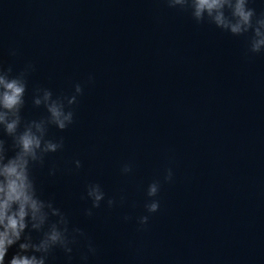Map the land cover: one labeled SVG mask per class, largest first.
Returning <instances> with one entry per match:
<instances>
[{
  "label": "water",
  "instance_id": "95a60500",
  "mask_svg": "<svg viewBox=\"0 0 264 264\" xmlns=\"http://www.w3.org/2000/svg\"><path fill=\"white\" fill-rule=\"evenodd\" d=\"M250 6L264 11V0ZM246 47L164 0H0V60L14 72L35 64L24 117L46 114L33 86L84 85L74 124L49 130L64 149L34 174L96 245L89 264H264V54ZM169 167L173 182L140 231L147 186ZM90 182L125 203L85 216Z\"/></svg>",
  "mask_w": 264,
  "mask_h": 264
},
{
  "label": "clouds",
  "instance_id": "9594fccd",
  "mask_svg": "<svg viewBox=\"0 0 264 264\" xmlns=\"http://www.w3.org/2000/svg\"><path fill=\"white\" fill-rule=\"evenodd\" d=\"M254 0H164L170 9L190 14L197 25L208 23L235 37H245V56L264 54V11L257 12L250 4ZM9 55L17 51L10 49ZM35 64L26 63L19 71L0 60V264H53L56 253L72 264L74 250L79 252L80 264H89L97 255V247L81 227L73 225L68 214L45 197L34 170L45 166L50 154L65 147L63 136H49V130H67L75 122V108L84 93V85L75 83L70 94H54L53 90L35 85L31 89L34 108H43L45 115L26 119L23 110L29 93V77ZM93 76L89 75L88 82ZM74 170L82 167L79 159L72 161ZM131 161L121 166V174L133 172ZM58 171L55 165L49 176ZM172 168H167L163 180L148 184L144 203L145 213L136 218L138 230L147 229L150 218L160 210L159 193L163 183L173 182ZM82 199L91 202L84 215L92 217L102 204L112 209L125 203L121 194L108 196L98 182L85 186ZM130 216H124L127 222ZM81 245L83 248L81 249ZM10 250H13L9 256Z\"/></svg>",
  "mask_w": 264,
  "mask_h": 264
}]
</instances>
